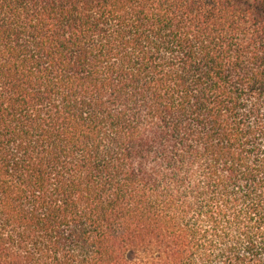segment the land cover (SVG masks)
Masks as SVG:
<instances>
[{
    "label": "trees",
    "instance_id": "16d2710c",
    "mask_svg": "<svg viewBox=\"0 0 264 264\" xmlns=\"http://www.w3.org/2000/svg\"><path fill=\"white\" fill-rule=\"evenodd\" d=\"M0 264H264V0H0Z\"/></svg>",
    "mask_w": 264,
    "mask_h": 264
}]
</instances>
